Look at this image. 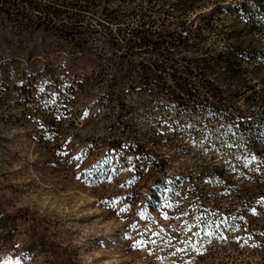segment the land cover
<instances>
[{
  "label": "rangeland",
  "instance_id": "374dc122",
  "mask_svg": "<svg viewBox=\"0 0 264 264\" xmlns=\"http://www.w3.org/2000/svg\"><path fill=\"white\" fill-rule=\"evenodd\" d=\"M176 1L146 0L173 19H180L183 16L173 9ZM198 2L203 7L196 10L207 11L215 1ZM231 18H223L227 30L241 29ZM23 36L22 43L13 44L8 34L0 40V261L264 264L262 190L251 202L234 191L220 197L217 184L202 176V171L212 166L206 158L210 152L218 166L235 156L220 144L222 131L235 144L247 136H236L233 127L222 120L204 116L215 130V144L210 146L211 140L203 131L192 127L187 135L193 145L183 151L177 143L180 137L171 126L180 120L162 113L158 100L152 101L160 120L155 127L145 112L148 104L144 96L120 111L102 99L99 91L85 100L78 97L75 85L68 88V84L52 78L30 75L34 64L30 58L18 57L30 52V37ZM243 36L241 41L264 49V36ZM205 40L206 46L216 50L224 46L214 35H207ZM92 46L91 57L104 61L109 55L100 37ZM87 74L92 75V71L88 69ZM110 77L107 70L100 86ZM261 79L264 73L244 76L239 84L245 98L255 97L248 109L239 100L245 111L253 114L264 113ZM233 88L228 92L236 90ZM130 132L144 144V153L133 154L127 149ZM157 133L162 140L153 142L151 136ZM78 155L81 160H74ZM154 157L163 161V170ZM241 162L234 161L237 165ZM162 171L170 178L157 186ZM244 188L252 189L248 185ZM199 190L207 196L208 210L217 198L218 207L225 209L234 202L238 213L218 219L210 209L209 218L197 210ZM121 208L127 211L120 212ZM164 214L175 218L174 222ZM185 239L192 246L188 258L179 253L183 248L180 242ZM137 241L143 244L133 248Z\"/></svg>",
  "mask_w": 264,
  "mask_h": 264
},
{
  "label": "trees",
  "instance_id": "16d2710c",
  "mask_svg": "<svg viewBox=\"0 0 264 264\" xmlns=\"http://www.w3.org/2000/svg\"><path fill=\"white\" fill-rule=\"evenodd\" d=\"M213 1L209 10L202 11L196 10L203 7L198 0H177L173 9L183 18L173 19L146 0H0V40L8 34L13 44L22 43L23 34H28L30 52L18 57L30 58L34 64L30 75L52 78L68 84V88L75 85L82 99L89 100L99 91L102 99L121 111L133 99L144 96L148 104L145 112L155 127L160 120L152 101L158 100L162 113L180 120L171 126L180 137L177 143L183 151L193 145L187 135L192 127L203 131L211 140L210 146L215 144V130L204 116L222 120L233 127L236 136H247V140L235 144L222 131L220 144L235 156L218 166L210 152L206 158L212 166L202 171V176L217 184L220 197L234 191L251 202L261 190L264 194V157L259 158L264 156V113L245 111L255 97L245 98L239 84L244 76L264 73V49L240 39L243 35L264 36V0ZM235 14L238 18H233ZM226 17H232V24L241 29L228 31V25L222 22ZM207 35L216 36L223 48L206 46ZM99 37L109 52L104 61L90 56ZM88 69L92 71L90 76ZM107 70L111 77L101 87ZM229 88L236 90L229 93ZM241 99L246 108L240 105ZM151 139L162 140V135L153 134ZM126 147L133 154L146 151L135 132H130ZM236 159L242 161L240 165L234 163ZM154 161L162 169L163 161L155 157ZM169 178L162 171L157 186ZM246 185L252 189L244 188ZM196 195L197 210L209 218L210 209L218 219L238 213L234 202L225 209L218 207L217 198L208 210L206 194L199 190ZM164 217L174 222L172 216ZM180 244L183 248L179 253L190 257L188 240Z\"/></svg>",
  "mask_w": 264,
  "mask_h": 264
},
{
  "label": "snow or ice",
  "instance_id": "6c2138e0",
  "mask_svg": "<svg viewBox=\"0 0 264 264\" xmlns=\"http://www.w3.org/2000/svg\"><path fill=\"white\" fill-rule=\"evenodd\" d=\"M81 158H82V157H81L80 155H78V156L74 157L73 159L76 160V161H80ZM253 159H255V157H253ZM77 179H80V177L77 176ZM261 202L264 203V200H262ZM102 203H106V204H108L109 202H102ZM110 203H118V201H112V202H110ZM167 206H168V207H171V205H167ZM125 211H127V208H121V209H120V212H125ZM140 215H143V213H140ZM133 227H135V225H133ZM126 238H128V237H126ZM142 244H143L142 241H137V242H135V243L132 245V247H133V248H137V247H140ZM197 251H199V249H198ZM201 254H202V253H201ZM0 264H12V261H11V260L0 261ZM16 264H20V261L17 260V261H16Z\"/></svg>",
  "mask_w": 264,
  "mask_h": 264
}]
</instances>
